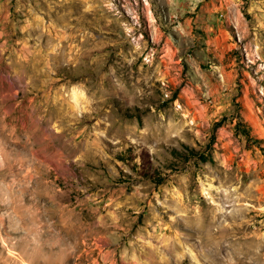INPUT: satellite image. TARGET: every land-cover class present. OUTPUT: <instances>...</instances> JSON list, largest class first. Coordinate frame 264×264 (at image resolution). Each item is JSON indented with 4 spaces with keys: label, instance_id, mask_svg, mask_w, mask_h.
Segmentation results:
<instances>
[{
    "label": "rangeland",
    "instance_id": "1",
    "mask_svg": "<svg viewBox=\"0 0 264 264\" xmlns=\"http://www.w3.org/2000/svg\"><path fill=\"white\" fill-rule=\"evenodd\" d=\"M0 264H264V0H0Z\"/></svg>",
    "mask_w": 264,
    "mask_h": 264
}]
</instances>
